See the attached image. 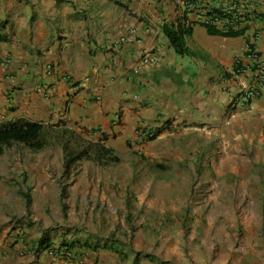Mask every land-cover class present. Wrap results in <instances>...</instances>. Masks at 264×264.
<instances>
[{
  "label": "crops",
  "instance_id": "crops-1",
  "mask_svg": "<svg viewBox=\"0 0 264 264\" xmlns=\"http://www.w3.org/2000/svg\"><path fill=\"white\" fill-rule=\"evenodd\" d=\"M247 1L237 28L223 31L198 22L213 16L211 10L222 12L215 0H0V21L10 23L8 40L0 41V122L67 127L116 153L121 149L126 156L119 163L148 155L175 169L196 168L194 156L212 150L197 144L192 152V139L227 140L230 131L249 124L264 138V0ZM179 26L183 53L167 34ZM148 55L153 64L143 63ZM250 87L260 94L248 100ZM7 149L0 156L6 162L0 200L25 204L18 225L0 222V264H176L180 242L164 254L144 252L126 238L83 227L78 219L85 215L73 213L82 208V194L61 192L63 207L38 212L35 203L51 202V192L38 188L31 163L4 157ZM52 182L47 177L43 186ZM22 184L33 187L31 194ZM116 194L103 196L108 209ZM57 217L63 221L53 222Z\"/></svg>",
  "mask_w": 264,
  "mask_h": 264
},
{
  "label": "rangeland",
  "instance_id": "rangeland-1",
  "mask_svg": "<svg viewBox=\"0 0 264 264\" xmlns=\"http://www.w3.org/2000/svg\"><path fill=\"white\" fill-rule=\"evenodd\" d=\"M254 127L234 128L227 140L213 137L210 143L205 137L192 139V152L197 144L210 145L212 150L196 154L192 160L196 168L191 169H175L174 164L148 155L138 156V163L128 157L112 166L82 161L67 167L63 146L57 141L36 152L16 144L4 157L31 163L34 169L30 167L28 172H33L38 188L43 193L50 190L51 202L35 203L38 212L45 206L52 212L63 207L61 192L82 194V208L73 213L81 210L85 215L78 219L82 226L104 238H126L144 252L157 249L162 254L180 242L176 264H193L194 259L196 264H264V138L256 130L252 133ZM117 154L126 156L121 149ZM5 163L1 160L0 166L6 167ZM3 170L0 168L1 174ZM47 177L53 179L51 187L43 186ZM73 180L79 181L78 186L70 189ZM20 188L31 194L33 187L22 184ZM113 190L119 199L108 209L103 196L112 197ZM24 204V199L0 200V222L18 225ZM52 221L63 220L57 217ZM111 225L116 228L109 233ZM127 229L132 230L130 236Z\"/></svg>",
  "mask_w": 264,
  "mask_h": 264
},
{
  "label": "trees",
  "instance_id": "trees-1",
  "mask_svg": "<svg viewBox=\"0 0 264 264\" xmlns=\"http://www.w3.org/2000/svg\"><path fill=\"white\" fill-rule=\"evenodd\" d=\"M9 24V20L0 21V41L8 40L7 30ZM210 30L214 34H221L211 28ZM184 33L181 26L178 29L172 27L167 30L173 46L182 53L184 52ZM53 141H57L63 146L67 167L82 161H91L100 166H108L121 161L115 150L104 142L89 140L82 132L78 133L67 127L54 129L44 123L30 120L0 122V156L5 153L7 148L16 144L38 151L50 145ZM22 195L30 205V195L24 192H22ZM86 245L88 246V243ZM147 257L156 258L152 254H147Z\"/></svg>",
  "mask_w": 264,
  "mask_h": 264
},
{
  "label": "built area",
  "instance_id": "built-area-1",
  "mask_svg": "<svg viewBox=\"0 0 264 264\" xmlns=\"http://www.w3.org/2000/svg\"><path fill=\"white\" fill-rule=\"evenodd\" d=\"M183 2L184 0H178ZM218 4L222 5V12L211 10L210 14H213L211 17H201L198 19L199 23H202L208 27H214L218 30L225 29V25L237 28L240 19L243 14V5L248 4L247 0H215ZM143 60L144 64H153L155 59L151 55L146 56ZM261 83L264 87V71L261 72ZM48 88H38L39 92H44ZM260 94V91L257 87H250L244 92L246 99H254ZM72 255V254H69ZM73 257V256H72Z\"/></svg>",
  "mask_w": 264,
  "mask_h": 264
},
{
  "label": "clouds",
  "instance_id": "clouds-1",
  "mask_svg": "<svg viewBox=\"0 0 264 264\" xmlns=\"http://www.w3.org/2000/svg\"><path fill=\"white\" fill-rule=\"evenodd\" d=\"M84 134V133H83Z\"/></svg>",
  "mask_w": 264,
  "mask_h": 264
}]
</instances>
